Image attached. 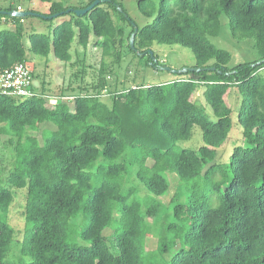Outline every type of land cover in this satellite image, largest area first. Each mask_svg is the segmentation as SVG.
<instances>
[{
  "label": "trees",
  "instance_id": "obj_1",
  "mask_svg": "<svg viewBox=\"0 0 264 264\" xmlns=\"http://www.w3.org/2000/svg\"><path fill=\"white\" fill-rule=\"evenodd\" d=\"M27 1L48 4L43 16L63 14L48 33L29 34L26 19H55L1 14L13 29L0 32V71L19 63L31 70L28 51L42 58L53 54L79 67L73 76L81 85L48 93L46 80L31 70L41 82L32 86L35 96L0 94V136H10L1 138L14 162L8 187L0 185V264H15L8 256L19 240L9 214L17 190L25 195L20 246L31 258L27 264H264V0H137L134 13L121 0H101L84 15L66 11L84 10L95 0ZM223 17L234 39L254 40L257 60L230 66V52L210 42ZM92 39L104 61L89 83L86 53L74 62L73 49L86 51ZM163 44L190 48L192 68L201 71L188 69L159 84L133 77L126 88L127 70L112 89L107 74L118 77L130 54L164 70L151 55ZM199 92L216 121L197 104ZM234 108L243 144L219 157L233 135ZM48 124L53 130L44 128L42 140L30 134ZM195 126L204 145L178 149ZM166 175L178 178L168 205L160 200L170 191ZM80 215L87 224L75 235L88 245L70 237ZM153 236L157 248L149 250Z\"/></svg>",
  "mask_w": 264,
  "mask_h": 264
},
{
  "label": "rangeland",
  "instance_id": "obj_2",
  "mask_svg": "<svg viewBox=\"0 0 264 264\" xmlns=\"http://www.w3.org/2000/svg\"><path fill=\"white\" fill-rule=\"evenodd\" d=\"M63 2H68V4H75L80 0H62ZM130 13H134L136 10V1L137 0H121ZM21 6L24 10L31 9L37 11V13L45 15L49 12L48 4H43L38 1L28 2L27 0H0V9L4 10L9 6ZM59 19H55L54 24L52 22L41 21L37 17H31L26 19V33L29 34L31 32L35 33H48L49 26H56L59 23ZM6 29H13V25L11 22L0 21V32ZM26 34V35H27ZM210 42L218 47L227 50L230 52L232 59L230 62V66H234L241 63L252 62L258 59V53L254 47L253 39H245V40H236L231 36L230 31V21L228 18H222V28L219 36L213 37L210 39ZM25 44L30 45L28 37L25 39ZM78 51V52H76ZM86 53V69L87 74L85 77L86 82H92V77L100 70L101 64L104 61L102 51L99 48H96L94 45V40L92 39L90 45L84 51L82 48L73 49V61L78 62L77 59H81L82 55ZM79 53V55L77 54ZM154 54L159 58V62L161 65L170 68L171 70H183V69H191L195 65V58L192 50L188 47H184L178 44L174 45H157L154 48ZM28 59L30 60L31 70L35 78L45 79L46 80V91L48 93L57 94L60 92L61 87H67L72 83V87L78 88L81 85L80 79L77 81L73 76L79 69V67H72L70 64H66L56 59L53 54H50L48 57H39L35 56L28 51ZM106 63L114 70H116L117 66L112 65V61L109 58H106ZM147 59L142 60L137 56L130 54L125 58L124 62H122L121 68L117 71V75L107 74V79L112 85V89H115V83L117 78L118 81L123 82L125 77L122 75L127 74L129 78L125 81H129L126 84V88L131 87V79L134 77L136 80L142 81L145 80L151 84H159L167 81L173 80L176 75L172 71L165 70H156L151 66H147ZM118 88H121L118 85ZM57 91V92H56ZM66 91V89H65ZM69 95V93H67ZM68 101L67 99H64ZM196 102L198 105L205 107V114H207L212 121H216V117L214 116L211 107L208 104H205L204 99L202 98V93L199 92L196 95ZM239 99L237 94L231 96L229 103L235 107L238 103ZM238 109H233L232 120H233V135L227 140L225 145H228L227 148L221 150L219 152L220 156H225L228 150H231L232 145L243 144L240 139V133L237 124V111ZM54 127L53 124H48L45 127L42 126L38 132H30L32 135H37L40 140H42V132L44 128L52 129ZM53 130V129H52ZM53 132V131H51ZM49 133L51 136L52 133ZM1 137L9 138L10 136H0V185L4 187H8L7 177L9 175V171L13 165V155L11 151V146L7 147L3 144V140ZM204 145L202 131L198 126L193 128V135L189 140L179 141L176 143L178 149H188V150H197L201 146ZM170 182V191L169 193L161 197L160 200L163 201L166 205L176 197L177 195V176L176 175H166ZM133 179V178H132ZM135 179V178H134ZM138 183L136 180H134ZM21 190L16 191V199L14 200L13 206L10 210L9 218L11 224L16 229V238L19 240L17 244H13L8 256V259L13 261L15 264H27L31 261V258L23 255L21 252L22 246H20L22 239L24 238L25 232H23L25 227V218L23 216L24 212V203H25V195L21 193ZM145 190H141V195H145ZM74 228L71 231L70 237L75 241L78 245H88L89 242L81 239L78 235H75V231H79L87 224V219L80 215L77 219L73 220ZM27 234L29 237L32 233V227L28 226ZM157 237H150L147 239V246L149 250H155L157 248ZM108 245L111 246V242L108 240Z\"/></svg>",
  "mask_w": 264,
  "mask_h": 264
},
{
  "label": "built area",
  "instance_id": "obj_3",
  "mask_svg": "<svg viewBox=\"0 0 264 264\" xmlns=\"http://www.w3.org/2000/svg\"><path fill=\"white\" fill-rule=\"evenodd\" d=\"M18 11L22 9L19 7ZM32 86H34L32 72L23 63L0 71V94L2 95L30 98L36 95Z\"/></svg>",
  "mask_w": 264,
  "mask_h": 264
},
{
  "label": "water",
  "instance_id": "obj_4",
  "mask_svg": "<svg viewBox=\"0 0 264 264\" xmlns=\"http://www.w3.org/2000/svg\"><path fill=\"white\" fill-rule=\"evenodd\" d=\"M102 1L101 0H95L89 7H87L86 9L84 10H73V9H69L66 11V13H70L71 11H73L75 14L77 15H84L86 13H88L90 10H92L93 8H95L96 6H98ZM9 15L11 17H18V18H26L28 16H39V17H43L45 19H49V20H52V19H55V18H58L60 15H62L63 13H58V14H54V15H51V16H43L41 14H38V13H33V12H29V11H11V12H0V15ZM137 32V30H136ZM136 32L132 35L131 39H130V43H131V47L134 48V39H135V35H136ZM151 55L154 56L153 52H151ZM261 62H258L257 64H260ZM256 64V65H257ZM161 69H164L166 71H172L174 74H181L183 72H186L188 69H183V70H171L170 68L168 67H165V68H162ZM208 69V68H207ZM214 69V68H212ZM191 72H199L201 71V69L199 68H191L189 69ZM206 70V69H204ZM34 86L37 87V84L36 82L34 81Z\"/></svg>",
  "mask_w": 264,
  "mask_h": 264
},
{
  "label": "crops",
  "instance_id": "obj_5",
  "mask_svg": "<svg viewBox=\"0 0 264 264\" xmlns=\"http://www.w3.org/2000/svg\"><path fill=\"white\" fill-rule=\"evenodd\" d=\"M34 81L36 82L37 87H40V85H41L40 83H41V82H40L39 80H37V79H34Z\"/></svg>",
  "mask_w": 264,
  "mask_h": 264
}]
</instances>
